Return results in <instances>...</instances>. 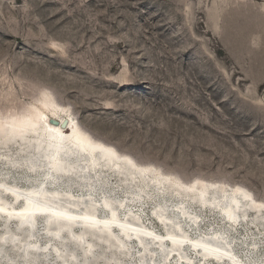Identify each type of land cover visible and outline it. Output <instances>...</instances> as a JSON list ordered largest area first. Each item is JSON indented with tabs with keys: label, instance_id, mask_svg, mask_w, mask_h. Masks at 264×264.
Instances as JSON below:
<instances>
[{
	"label": "rangeland",
	"instance_id": "374dc122",
	"mask_svg": "<svg viewBox=\"0 0 264 264\" xmlns=\"http://www.w3.org/2000/svg\"><path fill=\"white\" fill-rule=\"evenodd\" d=\"M44 93L94 138L139 164L185 183L239 185L264 201V0H0V113L41 106ZM14 153L19 156L16 147L9 155ZM37 157L33 154L29 166L38 172L32 176L24 160L17 166L28 171H13V164H4L0 156V179L21 190H34L42 182L43 190H64V181L45 175L48 168ZM100 177L108 187L95 193L96 203L104 193L126 201L129 209L122 218L138 214L146 228L166 234L153 214L158 191H152L153 200L134 203L114 175L101 171ZM80 181L72 183V195L89 200L91 192ZM178 203L170 198L168 211L177 212ZM100 211L101 218L107 216ZM189 211L201 216L196 229L183 219L191 239L226 232L244 264L264 261V218L255 227L252 216L240 219L235 228L219 210L191 205ZM10 226L14 229L15 222ZM37 241L41 251L49 246L42 259L59 264L42 219ZM129 243L133 257L123 263L140 264L139 246L133 238ZM191 245L185 244V258L201 264L199 250ZM161 255H153L157 264H163ZM14 261L0 264H20Z\"/></svg>",
	"mask_w": 264,
	"mask_h": 264
},
{
	"label": "bare ground",
	"instance_id": "6f19581e",
	"mask_svg": "<svg viewBox=\"0 0 264 264\" xmlns=\"http://www.w3.org/2000/svg\"><path fill=\"white\" fill-rule=\"evenodd\" d=\"M38 102L42 107L33 105L23 109L19 114L10 113L3 115L0 113V152H2L0 156H3L2 162L4 164H13L10 167L13 171L27 170L17 166L18 161L24 160L28 164L27 167L31 169L30 172L27 171L32 176L38 174L35 169L32 170L29 167L30 164H33V154L34 156H39L37 158L41 157V161L45 162L49 171V173L45 171V175L62 179L65 183V189L55 188L52 192L43 190L44 182H42L43 184L39 183L34 190L31 189L32 187L21 190L16 185L0 179V211L8 214V216L0 214V220L3 219V222L0 223V228L2 227V231H0L1 261L12 262L15 260L14 262H19L20 264H47L46 259L42 258L47 257L46 251H48L49 246L48 244L45 245L42 253L39 250L40 247H38L37 241L38 222L42 219L44 231L49 242L53 241L55 243L54 251L56 254L54 256L58 259L59 264H69L70 262L72 264H124L123 260L133 257L129 240L133 238L132 236H136L138 232L149 235L161 242L157 243L153 239H145L146 242L144 244L139 237H137L138 241L133 239L140 248L139 256L137 257V261L140 264H157L153 255H157L158 251L163 255V264H170L169 259L171 257L177 259L179 261L178 264L182 260L193 264L192 259L188 255L185 258L186 249L183 246L185 242L192 244V247H195L194 249L201 247L203 250L210 251L205 254L201 250H195L202 257L199 258L201 264L207 261L226 264L223 261L226 257L234 264H244L233 252L234 239L232 240L226 235V232H215L210 234L211 236L208 235V237L193 240L194 238L191 239L188 235L190 232H187L183 219L189 226L193 225L194 228H198V221L201 216H194L189 211L191 205H197L199 209L203 210L213 212L219 210V213L223 214L224 221L231 227L238 225L240 219L247 220L252 216L251 223L255 227L259 226V224L263 225L264 201L256 199L250 191L239 185L225 188L218 182L202 180L185 183L179 176L165 174L161 169L152 165L139 164L130 155L120 153L114 146L94 138L76 121L73 114L66 107L61 106L51 95L42 94ZM51 120L58 121L60 124L54 125ZM66 120L69 126L67 129L61 125ZM2 133L4 135L1 136ZM12 147L17 148L19 156H15L16 153L9 155ZM62 148L68 149L70 154L64 157L59 156ZM28 150L30 151L28 152ZM39 150L42 151L40 154ZM73 150L76 153L72 154ZM20 152L26 153L21 155ZM79 152H85L89 156L77 154ZM57 165L62 166V171H55L54 173V167ZM121 166L127 170V175L118 170ZM100 167L102 169H99ZM114 168L118 171L114 170ZM101 171L114 175L120 182L123 191L133 196L129 200L134 203H141L143 199L153 200L152 191L156 193L158 191L160 202L153 210V214L166 234L160 236L155 231L146 228L141 216L138 214L126 213L125 217L122 218V211L128 207L126 201H118L104 193L102 200L96 203L95 199H93L95 193L108 187V185L105 188L102 186L108 182L107 180L106 182L104 180V183L101 181V178H103L100 177ZM138 174L146 176L140 177L139 181H137L134 177ZM79 178L81 181L82 179H88L87 181H80V186L89 188L91 192L88 195L89 200L84 201L82 196L74 197L72 195V183ZM165 185H169L170 188H165ZM167 189L171 190V193H168ZM211 189L213 190L210 191ZM181 192L184 194H181ZM210 193L212 194L210 195ZM41 194L45 195L43 200L32 199L33 196ZM205 194L208 197L198 203L196 199L199 200ZM5 196L10 197L11 201H7ZM172 197L179 201V206L177 212L170 213L168 211V209L170 210L169 199ZM233 203L236 204V210L233 207ZM101 209L107 213L104 218L100 216ZM39 210L60 214L73 220H93L96 225L101 224L103 226H108L116 220L120 225H128L133 234L124 233L119 228H114L115 232L114 229H108V232L99 233L93 231L95 230L93 228L87 229L86 224L81 225L75 222L72 225V229L68 232L65 231L66 233L63 236H56L55 234H59L61 226L50 227L47 216L38 215L32 231L23 225L22 220L11 217L25 218L28 213ZM224 214L228 217H225ZM11 222L16 224L14 229L10 226ZM219 234H224L229 241H226L225 236ZM168 239L181 243L183 247L180 250L183 254L179 252V249L174 244L170 243L168 245L170 251L166 253V244L163 242ZM69 245L73 246V250L68 248ZM227 245L228 247H226ZM154 246L156 248L152 250ZM33 248L36 251L31 250ZM9 249L15 252L13 260L10 258ZM77 252L82 256V259H79ZM174 253H177V255H174ZM212 257L215 259H212ZM254 264H264V261L262 263L254 262Z\"/></svg>",
	"mask_w": 264,
	"mask_h": 264
},
{
	"label": "water",
	"instance_id": "95a60500",
	"mask_svg": "<svg viewBox=\"0 0 264 264\" xmlns=\"http://www.w3.org/2000/svg\"><path fill=\"white\" fill-rule=\"evenodd\" d=\"M51 123L52 124H54V125H59L60 124V122H58V121H55V120H51ZM62 127L63 128H65V129H67L69 126H68V121L66 120L65 122H63L62 124ZM79 151V150H78ZM42 151H40L39 150V154L41 153ZM76 153V151L75 150H73V152H72V154L73 153ZM60 154H59V156H62V157H64V156H68V154H70V152H69V150L68 149H66V148H62V150L59 152ZM77 154H82V155H88L89 156V154H86L85 152H79V153H77ZM60 158V157H59ZM106 161V160H105ZM54 173H55V171H57V172H60V171H62V166L61 165H57V166H55L54 167ZM114 170H116V171H120L121 173H123V174H126L127 175V170L126 169H123L122 168V166L117 170L116 168H114ZM146 175H144V174H138V178H142V177H145ZM213 189H211L210 191H212ZM181 194H184V193H182L181 192ZM212 193H210V195H211ZM44 196L45 195H43V194H41V195H39V196H33L32 197V199L33 200H43V198H44ZM206 197H208V195L207 194H205V196H203V197H201V198H199V200H197L196 199V201H198V203L200 202V201H202V199H205ZM201 203V202H200ZM233 207H234V209L236 210V204L235 203H233ZM0 214H2V215H6V216H8V214H5V213H3V212H1L0 211ZM38 215H44V216H47L48 217V222H49V226L50 227H55V226H61L60 228H61V230L59 231V234H55L56 236H63L64 235V233H66V232H68L70 229H72V225H74V223L75 222H78L79 224H81V225H85L86 224V227H87V229H95V230H93V231H96V232H99V233H105V232H108V229H114V228H119L120 230H122L124 233H130V234H133V232H131L130 231V228H129V226L128 225H120V224H118L117 222H116V220H114V222L113 223H111V224H109L108 226H103V225H96L95 224V222L93 221V220H73V219H70V218H65V217H63V216H61L60 214H53V213H49V212H47V211H43V210H39V211H34V212H30V213H28L27 215H26V217L25 218H17V217H15V216H11V217H13V218H15V219H17V220H22V222H23V225L26 227V228H28V229H30L31 231L34 229V225L36 224V222L35 221H37L36 219H37V217H38ZM225 215V214H224ZM225 217H228L227 215H225ZM228 219V218H227ZM64 224V225H63ZM96 226V227H95ZM98 227V228H97ZM66 231V232H65ZM76 237V236H75ZM133 237V239L134 240H137L138 241V238L137 237H139L141 240H142V242L145 244V242H146V240L145 239H153L155 242H157V243H161V242H159V241H157V240H155L153 237H151V236H149V235H146V234H144V233H141V232H138L137 234H136V236H132ZM78 239V238H77ZM166 242H168V243H170V244H174L178 249H179V252H181L182 254H183V252L180 250V249H182V247L183 246H185V244H186V242H185V244H183V246H182V244L181 243H179L178 241H171L170 239H168V240H166ZM166 242H163V243H165L166 244ZM166 246V245H165ZM191 247H192V245H191ZM193 249H194V247H192ZM198 250H201L202 251V253H205V254H208L210 251H208V250H203L201 247H199L198 248ZM174 255H177V253H174ZM212 259H215L214 257H212ZM225 260H227V261H230V264H234L229 258H224Z\"/></svg>",
	"mask_w": 264,
	"mask_h": 264
}]
</instances>
